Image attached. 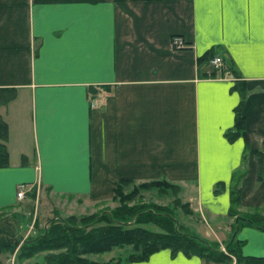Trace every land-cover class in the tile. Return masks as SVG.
Here are the masks:
<instances>
[{
    "label": "crops",
    "instance_id": "1",
    "mask_svg": "<svg viewBox=\"0 0 264 264\" xmlns=\"http://www.w3.org/2000/svg\"><path fill=\"white\" fill-rule=\"evenodd\" d=\"M172 35L186 45L173 48ZM208 49L244 81L247 149L224 135L241 97L229 71L203 74L212 66L197 58ZM0 88L12 89L0 102V264L33 218L43 223L32 202L108 203L120 178L176 184L217 222L202 234L221 248L229 229L216 218L225 221L239 166L240 207H264V161L256 181L253 155L264 152L262 0H0ZM235 236L242 254L264 255V229ZM123 264L228 263L161 248Z\"/></svg>",
    "mask_w": 264,
    "mask_h": 264
},
{
    "label": "trees",
    "instance_id": "2",
    "mask_svg": "<svg viewBox=\"0 0 264 264\" xmlns=\"http://www.w3.org/2000/svg\"><path fill=\"white\" fill-rule=\"evenodd\" d=\"M214 55L212 49L203 52L198 58V63H207ZM229 71L234 76L232 88L236 89L241 100L234 107L233 128L224 132L228 140L242 136L245 149L248 148L247 136L244 130V117L241 113L242 98L245 93L244 81L233 68L229 60L223 59L220 72ZM206 75L213 76L216 69L211 68ZM12 96L11 88H0V102ZM6 137V124L0 119V166L6 164L7 154L4 146ZM256 161V178H260L261 165L264 161V152H253ZM237 170V169H236ZM235 170V171H236ZM234 172V171H233ZM231 176L234 177V174ZM237 173L235 181L229 192L230 205L227 214L234 215L231 229L233 233L224 242V248L215 240H209L198 234L179 229L173 216L165 207L156 210H143L140 206L127 204L132 199L135 191L125 194L123 186L132 182L128 178L118 179L113 186V198L119 200V205L109 211H102L95 215H84L76 218L69 215L66 218L50 219L38 233L22 240L17 248V261H22L39 252H44L40 261H26L22 264H123L129 261L146 259L149 254L161 248H168L171 254L177 251L185 255H197L206 260L223 261L228 264H264V255L242 254L240 245L242 240L236 238L235 233L242 225H252L264 229V215L245 214L237 212L232 205H237L240 199L238 179L242 175ZM232 178V177H231ZM140 187L159 185L168 186L178 190V186L164 179H154L139 183ZM216 184L221 185V182ZM152 223L155 229L142 224ZM15 243H8L3 250H12ZM128 246L129 249L123 258H110L106 260L92 259L89 254H98L109 251L113 247Z\"/></svg>",
    "mask_w": 264,
    "mask_h": 264
},
{
    "label": "rangeland",
    "instance_id": "3",
    "mask_svg": "<svg viewBox=\"0 0 264 264\" xmlns=\"http://www.w3.org/2000/svg\"><path fill=\"white\" fill-rule=\"evenodd\" d=\"M255 164H256V161H255ZM241 171L243 172H242V175L238 179V185H239V181L241 177L243 176V174L245 173L243 170V165L239 166L237 170L233 172V173H236L234 174V177L233 176H231L232 178L230 177L228 197H229V192L233 185V181H235L236 179L235 176L237 175V173H240ZM260 178H261V174H260ZM260 178L259 179L256 178V166H255V180L259 181ZM141 182L143 181H140V182L132 181L123 186L122 192L125 194L132 193L133 191H135V194L132 196L133 198L126 201L127 204L140 206V208L143 210L151 209L152 211L158 208L160 209V207L161 208L165 207L163 209L167 210L173 216L176 223L180 225L179 229L181 228L182 230L183 229L187 230L189 232L205 237L209 240H215L219 243V241L216 240L215 236L211 235L209 237H206V236H203L202 234L204 227H208V224H210V226L216 230L217 227H215V225L217 224V222L216 224H214L215 223L214 221L207 219V216H205L204 214H201L202 212L195 211L193 207L189 205V202L184 201L183 198L181 197L179 187H178V190H174L168 186L163 187L159 185H150V186L148 185L145 187H140L139 183ZM219 190H220V185L215 184L214 191H219ZM240 195H241V188H240ZM60 198L58 199L59 201L56 198V200L54 201L51 200V202L47 201V199H44L45 203H42V204L40 203L36 204V201L34 202V204L32 202V206L34 207V214L36 213V215L37 214L39 216L41 215L40 220L43 221V223H45L44 226L47 225V222L50 219L66 218L69 215H74L76 218H78L79 216H84V215L89 216L90 214L95 215V214H99L102 211H109L113 209L114 207L118 206L120 203L117 198H113V193L111 196L112 200L108 203H89V202L83 203L82 201L75 203V202H72V200H70L68 197L67 198L70 201H68L66 197H60ZM35 205L37 206L35 207ZM229 205H230V200H229ZM229 205H228V208H229ZM232 207H234L235 210L237 209L236 210L237 212H241L245 214L254 213V214H259L260 216L264 215V207L242 208L240 207V199H239L238 204L237 205L233 204ZM228 208H227V211H228ZM227 211L225 214V218L223 219L225 221H221L219 218H216L219 224H226L229 229L228 237H226V239L224 238V240H222V243L228 240L229 234H230V239L232 238V235H233V233H231V229L233 225L232 223L234 221V215L227 214ZM27 215H28V219L30 220V218L33 216V210H31V212ZM43 223L41 222L37 223L35 222V218H33L32 224L29 226L28 230H26V232H22V234L25 233L24 236L21 235V237H17L15 241L13 242L15 243V246L13 247V249L11 251L2 249V252H1L2 264H22L23 262H26V261L32 262V261L42 260V256L44 252H39L36 255H33L19 262L17 261V258H16V253H17L16 250L18 248L19 243L22 240L41 231V229L44 227L43 225H41ZM142 225L148 228H152V229L156 228V226L152 223H145ZM242 226H245V225H242ZM249 226H252V225H249ZM128 249H129L128 246L113 247L109 251H105V252L98 253V254H89L88 256L92 259H97V260H106V259L117 258V257L123 258ZM233 261L234 259L232 258V261L230 264H232Z\"/></svg>",
    "mask_w": 264,
    "mask_h": 264
},
{
    "label": "built area",
    "instance_id": "4",
    "mask_svg": "<svg viewBox=\"0 0 264 264\" xmlns=\"http://www.w3.org/2000/svg\"><path fill=\"white\" fill-rule=\"evenodd\" d=\"M170 44L173 48H182L186 45L183 38L180 35H172L170 37ZM208 63L214 69H221L223 67V59L219 55H213ZM15 195L17 198H21L24 196V187L22 183L16 184Z\"/></svg>",
    "mask_w": 264,
    "mask_h": 264
},
{
    "label": "snow or ice",
    "instance_id": "5",
    "mask_svg": "<svg viewBox=\"0 0 264 264\" xmlns=\"http://www.w3.org/2000/svg\"><path fill=\"white\" fill-rule=\"evenodd\" d=\"M262 3H264V0H262Z\"/></svg>",
    "mask_w": 264,
    "mask_h": 264
}]
</instances>
